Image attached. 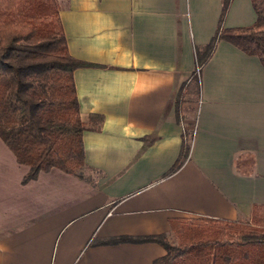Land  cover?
Returning <instances> with one entry per match:
<instances>
[{
	"label": "crops",
	"instance_id": "0c3cea01",
	"mask_svg": "<svg viewBox=\"0 0 264 264\" xmlns=\"http://www.w3.org/2000/svg\"><path fill=\"white\" fill-rule=\"evenodd\" d=\"M236 1L225 27L246 26ZM57 2L70 55L90 64L74 70L85 166L23 183L0 139V264H152L160 244L106 241L171 237V218L250 221L264 204V66L219 40L193 78L222 0Z\"/></svg>",
	"mask_w": 264,
	"mask_h": 264
},
{
	"label": "trees",
	"instance_id": "16d2710c",
	"mask_svg": "<svg viewBox=\"0 0 264 264\" xmlns=\"http://www.w3.org/2000/svg\"><path fill=\"white\" fill-rule=\"evenodd\" d=\"M230 2L222 0L210 41L195 47V81L219 40L258 57L264 66V0H250L255 12L251 25L225 27ZM87 65L69 53L57 0H0V139L28 167L23 183L52 168L80 176L87 125L80 116L74 70ZM97 118L100 123L102 116ZM191 135L186 130L169 172L185 161ZM169 226L175 239L122 235L106 243L156 242L166 252L152 264H264V204L252 207L250 221L171 218Z\"/></svg>",
	"mask_w": 264,
	"mask_h": 264
},
{
	"label": "rangeland",
	"instance_id": "374dc122",
	"mask_svg": "<svg viewBox=\"0 0 264 264\" xmlns=\"http://www.w3.org/2000/svg\"><path fill=\"white\" fill-rule=\"evenodd\" d=\"M236 5L238 6V8L235 6L232 10L231 15L232 17L239 19L240 23H237V24L251 25L255 20V13L250 5V1L249 0H241V1L237 0ZM171 238L175 239V236L172 234Z\"/></svg>",
	"mask_w": 264,
	"mask_h": 264
},
{
	"label": "built area",
	"instance_id": "2783aa9c",
	"mask_svg": "<svg viewBox=\"0 0 264 264\" xmlns=\"http://www.w3.org/2000/svg\"><path fill=\"white\" fill-rule=\"evenodd\" d=\"M198 70V69H197Z\"/></svg>",
	"mask_w": 264,
	"mask_h": 264
}]
</instances>
